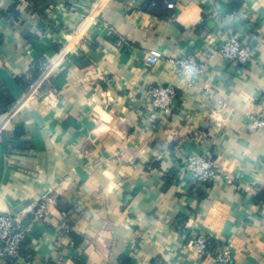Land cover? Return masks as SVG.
Segmentation results:
<instances>
[{
  "label": "crops",
  "instance_id": "0c3cea01",
  "mask_svg": "<svg viewBox=\"0 0 264 264\" xmlns=\"http://www.w3.org/2000/svg\"><path fill=\"white\" fill-rule=\"evenodd\" d=\"M29 1L0 0V213L28 227L0 264H218L192 253L200 233L232 264H264V129L251 126L264 119V0H175L166 18L145 0ZM226 31L252 61L216 53ZM150 50L196 52L202 71L145 65ZM157 85L174 89L170 114L151 112ZM1 94L15 98L6 109ZM206 152L221 174L204 190L181 163Z\"/></svg>",
  "mask_w": 264,
  "mask_h": 264
},
{
  "label": "built area",
  "instance_id": "2783aa9c",
  "mask_svg": "<svg viewBox=\"0 0 264 264\" xmlns=\"http://www.w3.org/2000/svg\"><path fill=\"white\" fill-rule=\"evenodd\" d=\"M20 7L24 8L31 5L29 0H18ZM167 6L173 8L174 3L168 2ZM222 42L218 51L224 59L230 62H237L239 65H246L254 59L255 50L252 45L245 41L243 37L233 31L221 33ZM164 60L177 69L180 74H198L202 71L203 64L196 52L180 51L177 55H165L159 50H150L145 65L156 64ZM49 72L45 69L39 79L32 83L28 92L34 94L47 78ZM188 85H192L191 77L188 79ZM175 92L172 86H150L147 91V101L149 102L151 112L170 114ZM253 128L264 129V119L251 116ZM184 175L196 188L209 189L219 178L221 174V165L217 158H214L209 152L206 153H188L181 163ZM227 179L229 178L226 175ZM54 200L51 197L40 201L33 209L29 211L30 221L32 223L43 221ZM28 233V227L24 226L17 213H0V259L13 260L19 257L20 250ZM192 253L196 258H212L218 264H232L234 255L231 248L225 241L215 240L206 234L195 235L191 240Z\"/></svg>",
  "mask_w": 264,
  "mask_h": 264
},
{
  "label": "trees",
  "instance_id": "16d2710c",
  "mask_svg": "<svg viewBox=\"0 0 264 264\" xmlns=\"http://www.w3.org/2000/svg\"><path fill=\"white\" fill-rule=\"evenodd\" d=\"M32 1V0H31ZM175 0H145V3L143 4L142 6V10L150 15H154V16H157L159 18H166V17H169L171 14H170V8L167 6V3L168 2H174ZM36 2V0L34 1V3ZM33 3V1H32ZM37 3V2H36ZM35 3V4H36ZM230 6H229V10H230ZM12 13H16L15 11V7H13L12 9ZM4 92L3 90H1L0 88V92ZM1 98H2V101H3V106L4 108L6 109L11 103H13L15 101V98L9 94H1ZM3 109V111L5 110ZM15 147H20V148H26L28 146L26 145H14ZM25 245V241L23 243V246L22 248L24 247ZM21 248V250H22ZM20 250V252H21ZM14 260V259H13ZM13 260H7L9 262H12ZM122 264H133L130 262L129 259H126V258H122L121 260Z\"/></svg>",
  "mask_w": 264,
  "mask_h": 264
},
{
  "label": "water",
  "instance_id": "95a60500",
  "mask_svg": "<svg viewBox=\"0 0 264 264\" xmlns=\"http://www.w3.org/2000/svg\"><path fill=\"white\" fill-rule=\"evenodd\" d=\"M73 1H76V0H73ZM82 3H85V2L82 1ZM33 115L37 119V121H39V116L36 113H34Z\"/></svg>",
  "mask_w": 264,
  "mask_h": 264
}]
</instances>
